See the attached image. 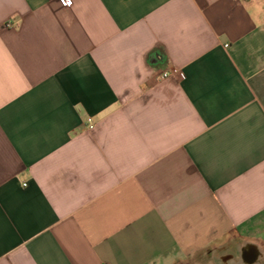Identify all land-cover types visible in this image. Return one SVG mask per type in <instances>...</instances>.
<instances>
[{"label": "crops", "instance_id": "crops-1", "mask_svg": "<svg viewBox=\"0 0 264 264\" xmlns=\"http://www.w3.org/2000/svg\"><path fill=\"white\" fill-rule=\"evenodd\" d=\"M249 239L264 0H0V264H206Z\"/></svg>", "mask_w": 264, "mask_h": 264}, {"label": "rangeland", "instance_id": "rangeland-1", "mask_svg": "<svg viewBox=\"0 0 264 264\" xmlns=\"http://www.w3.org/2000/svg\"><path fill=\"white\" fill-rule=\"evenodd\" d=\"M249 242H254L260 247H264V244L258 243L255 240H242V241H237L233 240L230 241L229 243H226L224 245H221L219 247H215L213 250H210V258L213 257V259H224L225 263H227V260H236L239 258V249L243 244L249 243ZM212 259V258H211ZM207 264H214V262L211 260L210 262H207Z\"/></svg>", "mask_w": 264, "mask_h": 264}, {"label": "water", "instance_id": "water-1", "mask_svg": "<svg viewBox=\"0 0 264 264\" xmlns=\"http://www.w3.org/2000/svg\"><path fill=\"white\" fill-rule=\"evenodd\" d=\"M160 64V62H153V64ZM239 251V258L236 259L238 262L237 264H264V247H260L254 242L244 243L243 246L238 250ZM243 253H246V256L253 259V262H247V257L243 256Z\"/></svg>", "mask_w": 264, "mask_h": 264}, {"label": "built area", "instance_id": "built-area-1", "mask_svg": "<svg viewBox=\"0 0 264 264\" xmlns=\"http://www.w3.org/2000/svg\"><path fill=\"white\" fill-rule=\"evenodd\" d=\"M59 2L65 7L72 6V0H59ZM13 27L14 24L12 22H7L4 26L5 29H12ZM176 74H178V71L175 68H172L171 66H164L157 70L155 78L157 81L161 82ZM179 75L180 77H183L182 74Z\"/></svg>", "mask_w": 264, "mask_h": 264}, {"label": "flooded vegetation", "instance_id": "flooded-vegetation-1", "mask_svg": "<svg viewBox=\"0 0 264 264\" xmlns=\"http://www.w3.org/2000/svg\"><path fill=\"white\" fill-rule=\"evenodd\" d=\"M244 255H245V257H247V262H249V263L253 262V259L252 258L246 256V253H243V256ZM211 258H210V252H209L208 253V257L205 260L206 261V264H207V262H210L211 260L214 262V264H237L238 263L236 260H233V261L230 260V258H229V260H227V263H225L224 259H219V260L215 259L214 260L213 257H211ZM244 263L246 264V261H244Z\"/></svg>", "mask_w": 264, "mask_h": 264}]
</instances>
